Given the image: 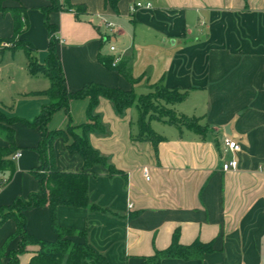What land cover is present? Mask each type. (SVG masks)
<instances>
[{"label": "crops", "instance_id": "1", "mask_svg": "<svg viewBox=\"0 0 264 264\" xmlns=\"http://www.w3.org/2000/svg\"><path fill=\"white\" fill-rule=\"evenodd\" d=\"M17 1L27 8L21 38L35 47L43 63L49 36L42 7L48 0ZM68 1L73 10L53 11L50 21L58 25V51L70 91L90 83L133 89L138 95L156 86L178 88L187 98L170 108L199 119L206 131L155 118L151 127L163 139L158 144L139 139L138 108L120 113L110 99L100 97L94 113L103 128L88 138L116 172L108 165L88 168L89 200L98 209L60 205L58 224L84 230L109 264H143L169 247L175 232L184 245L200 240L211 242L214 250L200 259L149 264H264V0H120L118 12L105 0ZM138 2L144 6L132 11ZM77 7L83 8L79 15ZM13 34L12 14H0V108L31 121L48 100L42 92L50 81L30 73L26 51L17 59L15 48L3 46ZM114 56L128 63L134 82L100 60ZM88 104L89 98L71 100L68 111L54 113L48 129L88 122ZM13 127L16 167L13 173H0V209L40 188L32 171L41 165L35 149L41 132L24 122ZM226 136L240 144L238 152L226 150ZM71 142V137L54 141L56 167L84 171L83 158L67 147ZM7 144L0 134V146ZM234 157L237 169L223 170V163ZM26 217L30 234L57 238L48 207L29 210ZM15 230L14 219L2 224L0 247ZM71 239L85 240L77 234ZM18 243L19 238L12 239L9 249ZM38 249L29 245L20 264H28Z\"/></svg>", "mask_w": 264, "mask_h": 264}, {"label": "trees", "instance_id": "2", "mask_svg": "<svg viewBox=\"0 0 264 264\" xmlns=\"http://www.w3.org/2000/svg\"><path fill=\"white\" fill-rule=\"evenodd\" d=\"M119 1L105 0L106 5L115 12H118ZM73 8L68 0H48V4L42 7L49 36L48 55L42 63L36 57L35 47L26 39L21 38L27 28V8L19 4L17 0H0V14L9 12L14 21V34L4 40H14L18 37L21 42H13L11 48L22 47L29 58L30 73L34 76L41 73L50 81L49 88L42 92L48 100L42 105L40 112L33 120L28 121L12 116L0 108V134L8 143L5 146H0V173L15 171L13 155L18 147L13 126L16 122H24L27 126L38 129L42 135L39 145L35 148L40 155L41 165L32 171L39 181V190L27 197H17L12 204L0 209V227L9 219H14L16 222V230L0 247V264H20V255L27 251L29 245H38L39 249L28 264H109L106 257L97 253L88 243L84 230L77 231L74 228L63 227L57 221V208L60 205L98 209L97 206L90 204L89 174L86 170L94 165H108L106 157L92 146L88 138L89 132L103 128L100 117L94 113L100 97L110 99L120 113L132 106L138 108L139 139L149 140L155 144L163 139L151 127V120L155 118L177 126L188 127L200 133L206 131V127L200 123L199 119L179 116L171 108L168 110L173 113L172 116L155 112L154 102L163 101L171 105L183 102L187 98V92L178 88L156 86L151 92L138 95L133 89L125 90L118 86L90 83L78 91H70L66 84V76L58 51V25L50 21V13L73 10ZM74 10L79 15L83 8L77 7ZM113 59L114 57H100L105 66L117 69L124 78L134 82L128 63L120 61L114 67L112 66ZM81 98H89L88 122L77 127L70 124L66 130L52 131L48 129V122L56 111L60 109L68 111L71 100ZM78 129H81V132H78ZM59 137H63L67 141L69 137L72 138V142L67 147L71 152H77L83 158L84 171L63 172L56 167L53 143ZM108 168L112 173L116 172L113 166L108 165ZM0 183L3 184V181ZM41 207H48L50 210L51 227L57 236L54 241L41 239L29 233L26 212ZM76 234L84 237L85 240L73 241L71 237ZM14 238H19L18 246L9 249V243ZM213 250L211 242L205 243L200 240L184 245L180 243L179 235L175 232L171 245L148 257L143 264L159 263L164 258L200 259Z\"/></svg>", "mask_w": 264, "mask_h": 264}, {"label": "built area", "instance_id": "3", "mask_svg": "<svg viewBox=\"0 0 264 264\" xmlns=\"http://www.w3.org/2000/svg\"><path fill=\"white\" fill-rule=\"evenodd\" d=\"M144 5L141 2L136 3L133 7H132V11H135L137 8L139 7H143ZM145 7H151L150 3L145 4ZM104 23L107 27H113L114 24L111 22H107L106 20H104ZM116 47L114 45H111L110 50L111 51H115ZM121 61V57L120 56H114V59L112 61V66H117ZM224 147L226 148V150H229L231 152H238L241 149L240 144L231 136H226L224 138ZM20 156V152L16 153V157ZM223 170L225 171H230V170H235L238 167V159L237 158H233L230 161H225L223 163ZM144 176L147 180H150V172L149 169L147 167L144 168L143 170Z\"/></svg>", "mask_w": 264, "mask_h": 264}, {"label": "rangeland", "instance_id": "4", "mask_svg": "<svg viewBox=\"0 0 264 264\" xmlns=\"http://www.w3.org/2000/svg\"><path fill=\"white\" fill-rule=\"evenodd\" d=\"M20 40H19V38L18 37H16V38H14V40H4V45L3 46H12L13 45V42L14 43H17V42H19ZM21 42V41H20ZM17 50V52L15 53V55H16V58L17 59H20V58H24L25 57V50L22 48V47H20V48H17L16 49ZM15 50V51H16ZM9 51H14V50H12V49H10ZM37 54V53H36ZM155 103V112L156 113H161V114H170V116H172L173 115V113H170V111L168 110L169 108H170V105H168V104H166L165 102H163V101H157V102H154Z\"/></svg>", "mask_w": 264, "mask_h": 264}]
</instances>
